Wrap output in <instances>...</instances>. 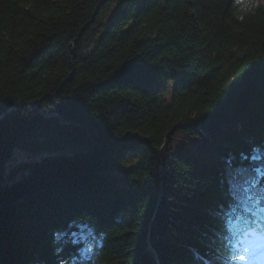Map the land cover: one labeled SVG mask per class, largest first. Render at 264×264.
<instances>
[{"label":"trees","instance_id":"obj_1","mask_svg":"<svg viewBox=\"0 0 264 264\" xmlns=\"http://www.w3.org/2000/svg\"><path fill=\"white\" fill-rule=\"evenodd\" d=\"M225 160L264 175V0H0V264H226Z\"/></svg>","mask_w":264,"mask_h":264},{"label":"water","instance_id":"obj_2","mask_svg":"<svg viewBox=\"0 0 264 264\" xmlns=\"http://www.w3.org/2000/svg\"><path fill=\"white\" fill-rule=\"evenodd\" d=\"M21 105V103L20 104H16V105H14L12 108H10L6 113H10L11 111H14L18 106H20ZM6 113H4L2 116H4ZM45 116H48V115H45ZM55 116H57V115H55Z\"/></svg>","mask_w":264,"mask_h":264},{"label":"rangeland","instance_id":"obj_3","mask_svg":"<svg viewBox=\"0 0 264 264\" xmlns=\"http://www.w3.org/2000/svg\"><path fill=\"white\" fill-rule=\"evenodd\" d=\"M20 158H21L20 153H17L16 156H15V159H20ZM12 162H14V161H12Z\"/></svg>","mask_w":264,"mask_h":264},{"label":"snow or ice","instance_id":"obj_4","mask_svg":"<svg viewBox=\"0 0 264 264\" xmlns=\"http://www.w3.org/2000/svg\"><path fill=\"white\" fill-rule=\"evenodd\" d=\"M239 258H240L241 260H243V259H244V257H243V256H240Z\"/></svg>","mask_w":264,"mask_h":264}]
</instances>
